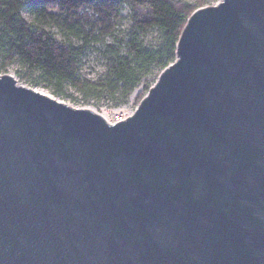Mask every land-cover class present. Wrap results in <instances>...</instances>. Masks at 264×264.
Here are the masks:
<instances>
[{
	"label": "water",
	"instance_id": "1",
	"mask_svg": "<svg viewBox=\"0 0 264 264\" xmlns=\"http://www.w3.org/2000/svg\"><path fill=\"white\" fill-rule=\"evenodd\" d=\"M0 264H264V0L194 10L117 123L0 75Z\"/></svg>",
	"mask_w": 264,
	"mask_h": 264
},
{
	"label": "trees",
	"instance_id": "2",
	"mask_svg": "<svg viewBox=\"0 0 264 264\" xmlns=\"http://www.w3.org/2000/svg\"><path fill=\"white\" fill-rule=\"evenodd\" d=\"M203 5L199 1L197 8ZM194 10L172 0H0V75L18 65L26 79L58 95L69 86L88 98L120 97L125 103L141 84L147 93L175 61ZM92 49L104 72L89 81L79 69Z\"/></svg>",
	"mask_w": 264,
	"mask_h": 264
},
{
	"label": "rangeland",
	"instance_id": "3",
	"mask_svg": "<svg viewBox=\"0 0 264 264\" xmlns=\"http://www.w3.org/2000/svg\"><path fill=\"white\" fill-rule=\"evenodd\" d=\"M173 2H180L188 4L198 9L199 1H203V6H214L221 2V0H172ZM201 8V7H199ZM26 18L29 19L27 15ZM120 29H124V20ZM104 72V63L95 50H91L83 56L79 69V76L81 79L94 81L100 77ZM24 70L20 69L18 65H12L7 69V75L13 76L18 85L32 89L43 95H46L56 101H59L74 109H88L95 110L102 118L109 124H113L124 112H134L141 99L146 95L144 84L139 85L131 94L127 102H123L120 97L109 98L102 97H85L78 90L65 86L63 92L58 95L55 89L49 87L40 81L26 79Z\"/></svg>",
	"mask_w": 264,
	"mask_h": 264
},
{
	"label": "built area",
	"instance_id": "4",
	"mask_svg": "<svg viewBox=\"0 0 264 264\" xmlns=\"http://www.w3.org/2000/svg\"><path fill=\"white\" fill-rule=\"evenodd\" d=\"M132 114H133V112H124L119 118L116 119V121L114 123L123 121Z\"/></svg>",
	"mask_w": 264,
	"mask_h": 264
},
{
	"label": "bare ground",
	"instance_id": "5",
	"mask_svg": "<svg viewBox=\"0 0 264 264\" xmlns=\"http://www.w3.org/2000/svg\"><path fill=\"white\" fill-rule=\"evenodd\" d=\"M90 111L97 114L98 116H100V114H98L95 110H90ZM100 117H102V116H100Z\"/></svg>",
	"mask_w": 264,
	"mask_h": 264
}]
</instances>
